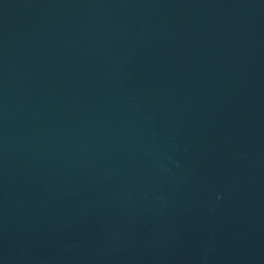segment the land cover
<instances>
[{
    "label": "water",
    "instance_id": "water-1",
    "mask_svg": "<svg viewBox=\"0 0 264 264\" xmlns=\"http://www.w3.org/2000/svg\"><path fill=\"white\" fill-rule=\"evenodd\" d=\"M0 264H264V0H0Z\"/></svg>",
    "mask_w": 264,
    "mask_h": 264
}]
</instances>
